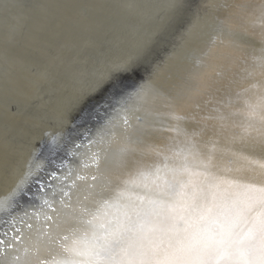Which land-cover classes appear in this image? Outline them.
<instances>
[{"label":"snow or ice","instance_id":"snow-or-ice-1","mask_svg":"<svg viewBox=\"0 0 264 264\" xmlns=\"http://www.w3.org/2000/svg\"><path fill=\"white\" fill-rule=\"evenodd\" d=\"M196 26L218 59L178 98L146 43L85 68L67 128H41L26 157L5 133L0 264H264V0H170L168 27ZM5 89L7 117L28 101Z\"/></svg>","mask_w":264,"mask_h":264},{"label":"bare ground","instance_id":"bare-ground-1","mask_svg":"<svg viewBox=\"0 0 264 264\" xmlns=\"http://www.w3.org/2000/svg\"><path fill=\"white\" fill-rule=\"evenodd\" d=\"M169 3L170 0H0V21L15 20L2 25L5 34L0 41V104L5 98L6 83L9 96L28 101L15 115L6 117L0 112V147L7 133L26 157L28 146L38 144L41 128H67V124L56 120V114L84 86L83 70L102 66L106 59L129 55L146 43L155 47L157 85L163 92L178 98L182 90L194 86L192 77L204 64L214 65L218 59L216 53L205 55L212 29L196 26L187 34L184 29H170ZM30 4L25 17L22 9ZM188 23H192L191 18ZM12 36L18 39L11 40ZM11 50L14 54L7 57L5 54ZM72 119L79 120L77 113H70L69 120ZM104 122L103 113L88 118L75 130V138L79 141L85 134L95 135ZM72 164L78 165L79 158ZM10 186L0 183V198ZM23 203L27 206V201ZM8 219L0 213V239L7 231L4 221Z\"/></svg>","mask_w":264,"mask_h":264},{"label":"water","instance_id":"water-1","mask_svg":"<svg viewBox=\"0 0 264 264\" xmlns=\"http://www.w3.org/2000/svg\"><path fill=\"white\" fill-rule=\"evenodd\" d=\"M26 3V2H25ZM30 7H31V4L28 6V8L27 7H25V8H23L22 9V13L24 14V16L26 17V16H28V12H30L29 10H30ZM17 15V17H21L19 14H16ZM8 19V18H7ZM7 19H2L1 21H0V41H1V37H2V34H5L4 32H3V30L5 31V29H3L2 28V25L4 26V25H7V24H10V21H12L13 23H15V20L13 19V20H7ZM16 24L17 25H20L19 24V22H17L16 21ZM23 32H24V30H23ZM17 40L18 38L16 37V36H12V39L11 40ZM13 50H11L10 52L8 51V53H6L5 55H7V57L9 56L10 57V55H13L14 53V51L12 52ZM1 87V86H0Z\"/></svg>","mask_w":264,"mask_h":264}]
</instances>
